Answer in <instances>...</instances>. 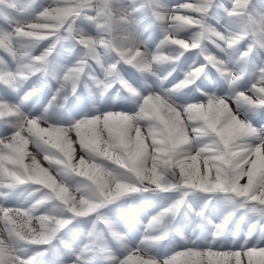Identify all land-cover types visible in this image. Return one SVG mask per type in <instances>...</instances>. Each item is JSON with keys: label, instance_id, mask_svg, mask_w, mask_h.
Instances as JSON below:
<instances>
[{"label": "rangeland", "instance_id": "obj_1", "mask_svg": "<svg viewBox=\"0 0 264 264\" xmlns=\"http://www.w3.org/2000/svg\"><path fill=\"white\" fill-rule=\"evenodd\" d=\"M13 2L16 4L18 10L23 11V15L18 11L8 8L6 5H0V14L7 13L16 21L31 23L35 22L36 17L45 8L52 5L53 0H37L35 4H32V0H13ZM159 3L166 5V10L171 12L172 9L177 8L179 5L194 3V0H159ZM232 3L233 0H216V6L213 8L212 13H210L209 23L217 31L225 35H228L230 32L240 31L239 28L231 23L225 11L226 9L231 10ZM114 6L122 7L123 10L132 13L133 19L136 22L135 30L141 40V51L146 49L149 54H157L159 46L165 38L169 23L156 20L154 15L156 5L152 0H136L135 4L132 3V0H121L119 5L115 4L114 0ZM248 13L253 19L258 21L264 18V0H250ZM179 14L190 15L196 19L199 18L198 13L181 11ZM60 15L67 17L69 20L74 18L68 12H61ZM12 27V24L0 18V31L11 32ZM76 28L82 30L86 38L99 39L102 36L107 38L106 34L99 31L95 24L85 19L83 15L77 19ZM196 31L197 29H189L181 33L178 38L190 42ZM33 33L34 37H48L47 40L39 42L38 47L32 51L33 55H41L56 43V36L51 27L37 29ZM60 35L67 36L68 33L66 30H61ZM204 46L219 59L228 60L230 56L228 70L233 72L243 70L245 74L237 86L232 88L229 86L227 80L221 77L211 66H208L205 68L206 76L202 75L196 85H192L188 89L181 90L174 95L173 99L181 107L193 103H207L208 96L214 95L218 98H225L234 97L241 92L248 93L249 89L259 79L260 70L264 69V48H260L258 44H255V38L250 34L247 35L246 39L235 50H227L228 55L213 43L205 42ZM221 47L227 48L223 44H221ZM250 47L252 51L247 63H245L240 60V56L243 52L248 51ZM170 48H178V46L167 45L164 47V50L168 51ZM71 49H74V51H70ZM85 51L75 40H64L60 44H56V49L50 57L52 64L48 69V73L46 75L41 73L31 76L18 90H13L4 83H0V103H6L13 110L18 108L19 114L28 119L47 120L49 124L57 127H67L81 119H90L109 113L121 112L128 115H136L142 106V100L138 103L126 102L123 97L129 96V94L122 88L120 83H117L111 89L102 104L99 103V89L96 88L94 81H104L106 70L113 65H115V71L122 79L136 88L142 97L147 98L150 94L159 93V82L156 78L149 73H140L135 67L121 60L116 49H99L100 63L85 56ZM0 59L4 61V65H0V71L7 68L12 74L18 73L20 68L19 62L3 48H0ZM82 61L85 62L84 73L77 82V90L74 95L71 93L70 88L66 89L67 102L65 104V96L57 97V92L61 83L64 82V76L68 74L70 69L77 67ZM205 64L206 61L200 54L199 49L185 52L184 56L177 62L175 66L176 70L171 75H168V71L171 69L158 73L161 79L167 77L163 88L166 90L173 88L177 83L184 80L185 73L200 68ZM85 85L91 87L97 95V107H94L93 103L89 100ZM148 85H151V87H148ZM194 90L199 92L193 94ZM29 92H33L34 94L24 102H21L20 99H24ZM117 92L120 93L121 98L113 103V98L116 97ZM227 102L233 113L242 122L247 121L251 123L258 131L264 129V109H253L250 105H244L238 109L234 99H229ZM24 104L27 105V109L24 107ZM148 107L152 113H156V110L159 109L161 115L165 116L166 119L169 118L167 103L153 97L149 101ZM232 111L225 104H219L208 112L209 118L217 122V127L223 131L226 137L236 135L239 131V125L234 120L229 119ZM186 120L187 116L184 114L176 116L172 122L173 127L175 128L177 125L182 127V122ZM17 123H23V121H20L18 117L0 119V140L11 137L16 131L15 125ZM134 124L135 120L113 116L112 119L106 122L101 121L95 126L81 129L79 136L89 141L99 138L100 147L103 150L108 147L104 141L107 140L109 130H111L114 135L119 134L124 138L128 145L127 152L131 153L139 164L147 156L154 153L151 137L146 134V129L142 130L141 142L135 139ZM41 126L48 127L47 124ZM49 131L51 130L49 129ZM34 134H37V129L28 131L26 126L22 137L30 141L31 136ZM55 136L60 139L61 143H64L68 136H71L75 140L77 133L65 130L59 134H55ZM243 136L244 134H241L239 138ZM173 139L177 144L181 145L179 143L181 137L178 134ZM212 141V137H202L198 142L194 141V143H198V147L193 151V154L198 151L199 147L210 144ZM235 142H240V140L237 139ZM18 146H21V141L18 142ZM252 146H260V141L253 140ZM74 147L76 152L74 153L75 159L73 163L75 164L80 156L79 143L75 144ZM176 150L178 151L179 147ZM26 151L35 154L36 149L29 143ZM246 157L247 155L237 154L229 157L232 161L231 165H220L218 163V166L232 168L235 165L237 172L243 176L241 183L244 184L247 182L248 177L244 176L243 169L247 168L248 165L244 164L242 158ZM37 159L41 161L43 167H49L47 162L42 160V156H38ZM253 161L254 167L252 168V172L254 173V177L264 175V147H261L259 154L255 153L249 158L250 164ZM25 163L29 164L26 174L36 175L31 167V157H26ZM103 163L109 169H116L119 172L125 171L118 169V166L112 165L110 162L104 161ZM173 163H176V161H173ZM186 164H192L194 168L199 164V178H203L206 174L202 158L198 161L189 159L186 161ZM149 167H151L150 162ZM209 168L210 171L207 175L209 179H212L216 175V169L211 168V162L209 163ZM175 171L177 174L176 178L178 179L179 169L177 168ZM52 174L55 176L54 172ZM145 175H149V173H145ZM172 182L175 183L176 181L173 180ZM65 183L69 187V190L64 193V199L67 202L64 205L65 210L58 211L56 205L59 202L56 201L37 205L36 211L32 212L35 217L50 216L43 226L35 218L27 224L25 223L27 218H16V224L20 225L17 228L19 233L40 243H44L46 240L49 244L55 240L59 233L62 234L64 231L62 230L63 227L70 225L71 222L75 224V221L78 219L87 221L81 222L79 234L74 230L67 237L60 236L62 243L70 245V247L61 249L63 252L56 256L57 261L55 264H77V258L81 256L83 250L93 243L94 232L99 235L95 251L85 254V257L90 260L91 264H123V261L136 251H139L142 255L146 251L147 255H144L143 258L151 259L153 264H163L164 261L171 260L177 253L182 251H202L208 250L210 247L212 250L240 251L243 247H264V239L261 238L264 235V219L257 213L248 212L243 224L240 225L239 230L237 229L238 221L240 216L244 215V210L236 214L224 235L213 243L216 231L215 225L222 221L228 211V206L223 204V197L227 196V193H203L187 189H173L164 194L151 190L132 193L131 191L118 190L116 184L112 183L104 189V194L109 204L100 209H93L92 206L94 204L91 201L81 200V197L77 195V188H81L85 183L82 178L72 176L66 178ZM48 191L51 190L44 189L42 185L31 183L18 185L12 189H2L0 190V207L28 210L34 204H37ZM56 191L57 193L59 192V186H57ZM187 191H190L192 194L185 197L184 193ZM113 197L116 199L113 200ZM181 200H184L185 203L181 205V211L175 219L184 230L185 239H181L177 235L160 245H146L144 241L159 235L161 232L160 225H155L152 229H148L147 225L154 217ZM202 210H205L206 219L204 220L198 219L195 215ZM60 219H67L68 221L64 224L54 222ZM209 220L211 223L208 222ZM254 225L255 227H253ZM3 228L4 226L0 224V235L6 236L7 234L3 231ZM107 231H110L114 235V241L109 239ZM249 233H251L250 238ZM119 235H123L125 240L119 241L117 239ZM17 242L18 240L13 246L17 250V254L22 258L32 259L35 257L34 264H53L44 256L49 244L39 245L37 249L39 250L38 253H43L41 256L31 251L30 248L24 247L23 244L21 247L17 246ZM100 248L106 249V252H101ZM262 259L264 257L253 255L249 264H260ZM177 264H243V262L226 260L220 257L211 258L205 262L200 257L189 255L180 257Z\"/></svg>", "mask_w": 264, "mask_h": 264}, {"label": "clouds", "instance_id": "obj_2", "mask_svg": "<svg viewBox=\"0 0 264 264\" xmlns=\"http://www.w3.org/2000/svg\"><path fill=\"white\" fill-rule=\"evenodd\" d=\"M152 2L156 5L154 10L156 20L169 23V27L166 29V32L172 37L169 46H178V48H170L168 51H165L164 48H159L158 53L155 55L149 54L146 49L141 51V40L135 30L136 22L131 12L123 10L122 7L114 6V0H77V5L70 11L61 10L54 16L45 17L42 13L37 16V19L44 21V23L33 25L32 27H51L56 36V43L48 50H45L41 55H33L32 51L38 47L39 42L47 40L48 37H34V33L29 32L24 34V38L12 42V55L19 62L20 68L17 74H8L10 78L6 81V86L11 87L13 90H18L31 76L41 73L46 75L52 64L50 57L52 56V52L56 49V44H60L64 40H75L78 45L86 50L85 56L90 57L97 63H100L99 49L101 48L121 49L130 53H135L132 66L142 74H151L159 82V93H153L147 97H155L157 100L167 103L170 122H173L174 118L180 115L179 109L181 106L173 99L174 95L181 90L196 85L202 75L206 76L205 70L187 72L185 73L184 80L181 81L183 84L182 88L178 90H176L175 87L167 90L163 88V84L167 77L161 79L158 73L171 69L168 71V75H171V73L176 70L175 66L180 58L184 56L185 52L199 49L204 60L215 61V63L210 64V66L229 82L230 87L235 88L238 82L243 79L245 74L244 71L233 72L228 70V63L231 57L229 56L228 60L219 59L217 56L211 54L204 46L205 42L212 43L213 38L220 35V32L209 23L210 13H212L213 8L216 6V0H198V3L195 5H179L181 9L188 10V12L198 13V19L190 15H179L169 12L166 10L167 6L159 3V0H152ZM35 3H37V0H32V4ZM120 3L121 0H115V4L119 5ZM132 3L135 4L136 0H132ZM45 11H47L46 8ZM61 12H68L74 16V18L69 20L67 17L61 16ZM82 15L88 21L94 23L99 31L106 34L107 38L103 36L99 39L86 38L82 30L76 28L77 19ZM228 17L231 23L239 28L240 31L230 32L226 41L227 48H220L226 55H228L227 50H235L237 46L246 39L248 35L246 29H259L260 34L264 35V18H261L259 21L253 19L247 11L236 14L228 13ZM189 29H197L190 42L178 38L181 33ZM61 30H66L68 35L61 36ZM77 37H79V39H77ZM70 51H74V49ZM249 56L250 51L243 52L240 56V60L247 63ZM84 68L85 62L82 61L77 67L70 69L64 78L71 75L73 82L77 84L84 73ZM0 75H4V72L0 71ZM117 83H120L122 88L129 94V96L123 97L126 102L138 103L141 100V93L132 85L125 82L115 71V65H113L106 70L104 81H94L96 88L99 89V103L102 104L105 101L108 93ZM85 87L88 92L89 100L93 103L94 107H97V95L93 92L91 87L88 85H85ZM148 87H151V85H148ZM75 93L76 92L72 94L74 95ZM33 94V92H29L24 99H28V97ZM120 98V93L117 92L116 97L113 98V103ZM66 102L67 97H65V104ZM222 104H226V102L222 101ZM189 106L193 108L199 107L196 103L190 104ZM228 108L231 111L230 105ZM156 111L159 113L160 110L157 109ZM150 112L151 109L147 110L145 115L140 118H138L139 113L136 115H128L116 112L106 115L112 117L120 116L124 119L135 120V139L138 142H141L142 130H147L148 136L151 137L154 154L147 156L146 159L139 164L134 156L127 152V148H121L119 146L116 135H114L111 130H109L107 140L104 141L108 147L101 150L99 138L89 141L77 136L76 139L73 140L71 136H68L66 142L61 143L60 139L48 130L52 124H49L47 120H38L37 134L32 135L30 141L24 138L20 139L21 146L19 147V152L21 158L19 163L15 165L17 175L23 176L28 172L29 164L25 163V158L31 157V167L36 173V175H31V182L40 184L44 188L51 190L44 194L37 205L58 201L59 204L56 205L58 211L65 210L66 208L64 205L67 202L64 199V195H57V186H59L58 193L67 192L69 187L66 185L65 180L72 176L80 177L85 182L81 188H77V195L81 197V200L91 201L97 209L109 204L104 194V189L112 183L118 184V190L125 192L136 188L138 182L140 187L137 188V192H146L149 190L153 192L157 190L160 192H168L173 189H187L197 190L203 193H227L228 195L223 197V204L228 206V211L222 221L215 225L216 231L214 233L215 239L213 243L224 235L230 222L241 210H244V215L240 216L237 224L238 230L240 225L243 224L248 212L257 213L264 219V189L258 188L257 191H260L261 195L253 200V198L249 196V192L252 189L251 177H249L246 182L248 183V187H242L243 184L241 183V179L237 180L238 172L235 165L232 168L218 167L215 177L208 180L199 178L198 173L193 176L191 171L179 170V179H177L175 171L177 169V162L191 159L193 151L198 147V143H194V141L198 142L199 140H190L188 143H181L182 146H177L173 137L178 134L179 137L182 138V127L179 125L175 126V134L172 128L166 131L162 130L158 127L159 122L150 115ZM21 116L23 115L21 114ZM229 119L234 120L239 126L242 124L241 119H239L237 115H231ZM98 122L101 121H97V123ZM44 124H47L48 127L45 128L41 126ZM65 128L68 132L72 131L71 125ZM45 137H47V139H45ZM238 139L240 142H236L233 145V152L235 155H247L252 151L253 140L260 141V146L256 147L257 154H259L261 145L264 144V136H261L255 130H253L251 134H246ZM29 143L36 149L35 154L26 151ZM77 143L80 145V156L74 164V153L76 152L74 145ZM178 147L179 150L177 151L176 149ZM225 147H227V145H225ZM219 151L220 149L213 139L212 143L199 147L196 153H207L209 158L212 159L219 154ZM38 156H42V160L49 165L48 168L42 166L41 161L37 159ZM104 161L110 162L112 165L118 166V169L125 171L119 172L116 169H109L103 163ZM173 161H176V163H173ZM149 162L151 163V167H149ZM53 172L55 176L52 174ZM123 173H126V175ZM145 173H149V175H145ZM252 175L254 176V173ZM185 176L189 177L188 183H185ZM173 180L176 182L173 183ZM28 183L29 182L26 181L23 185ZM190 194H192L190 191L184 193L185 197ZM115 199L116 198L113 197V200ZM184 203L185 201L181 200L180 207L169 217H165L157 224L161 226L160 234L144 241L146 245H160L167 240L173 239L177 235L180 236L181 239H185L184 230L175 219L181 211V205ZM37 205L33 207V212L36 211ZM205 210L197 212L195 214L196 217L200 220L206 219ZM44 218L47 219L48 216L45 215ZM208 222L211 223L210 220ZM200 226L202 227V225ZM250 237L251 233H249V238ZM261 238L264 239V235H262ZM117 239L122 242L125 240V237L119 235ZM97 240H99L98 234L93 237V243L88 246L89 252L95 251ZM18 241H24L27 244L38 242L35 239H29L21 233ZM44 242L47 241L45 240ZM99 250L101 252H106L104 248H100ZM40 255L42 256L43 254ZM144 255H147L146 251L143 255L140 253L137 258L130 259L129 264H153L151 259L143 258ZM253 255L264 257V252H257ZM260 264H264V259L260 261Z\"/></svg>", "mask_w": 264, "mask_h": 264}, {"label": "snow or ice", "instance_id": "obj_3", "mask_svg": "<svg viewBox=\"0 0 264 264\" xmlns=\"http://www.w3.org/2000/svg\"><path fill=\"white\" fill-rule=\"evenodd\" d=\"M198 3V0H194V3H185L186 5H195ZM0 5H6L8 8H11L14 11H18L21 15H23L22 10H18L16 4L13 0H0ZM77 5V0H53L51 6H49L47 11L45 9L42 11V14L47 16H54L61 10H71ZM250 9V0H233L231 10L226 9L225 11L228 13H242ZM181 11L188 12V10L181 9L179 6L171 10L174 14H179ZM180 15V14H179ZM0 18L6 20V22L13 25L11 32L7 31H0V48H3L5 51L9 52L12 55L11 44L13 41L24 38L25 33L34 32L37 29H41L42 27H32L33 25H40L44 23V21L38 20L37 17L35 22L31 23H22L20 21H16L14 18L10 17L7 13L0 14ZM248 34L252 35L255 38V44H258L260 48H264V35L260 34L259 29L252 30L246 29ZM228 35L220 33L219 36L213 38L212 43L218 47H221V44L226 45L227 47V38ZM172 37L166 32L165 38L162 41L159 48H164L165 46L169 45ZM159 50V49H158ZM118 55L121 60L126 62L128 65H133L134 63V55L135 53H130L121 49H117ZM251 53L252 48L250 47L248 51ZM13 56V55H12ZM14 57V56H13ZM215 63V61H206V64L197 68L193 71L197 70H205L210 64ZM0 65H4V61L0 59ZM4 75H0V83H4L6 85V81L10 78L8 74H12L5 68L3 70ZM14 75V74H12ZM64 82L61 83L60 88L57 92V97L64 95L66 97V89L70 88L71 93L76 92L77 84L73 82L71 75L63 78ZM175 89L178 90L183 87L182 82L177 83ZM55 99V98H54ZM151 97L144 98L142 97V106L139 108V115L138 118L143 117L147 110L150 108L148 107L149 101ZM229 99H234V102L237 105V108H241L244 105H250L253 109H264V69L260 70L259 79L253 86L249 89L248 93H238L234 97H225V98H218L216 96H208L207 103H196L199 105L198 108H193L188 106H183L179 109L180 114H184L187 116V120L182 122V129L183 135L179 143H188L190 140H200L202 137L211 136L216 145L219 147L220 151L217 156L210 159L207 153H200V154H192V161H198L200 158L203 160V167L205 171V175L203 179L208 180L209 177L207 173L210 171L209 163L211 162V168L217 169L218 163L220 165H231L232 161L229 157L235 156L233 152V145L236 143L235 141L239 138L241 134H251L253 130L258 132L261 136H264V129L257 130L255 127L252 126L251 123L245 121L242 122L241 126H239V131L236 135L226 137L221 129L217 127V122L213 119H210L208 116V112L213 109L214 106H218L222 104V101L226 102V106H229L227 102ZM51 106V105H50ZM232 111V110H231ZM152 115L159 123L158 127L162 130H167L169 128L173 129V133L175 134V128L173 127V123L170 122V118H165V116L161 115L160 113H152ZM232 115L235 114L232 111ZM23 123H17L15 125L16 131L11 137H8L4 140H0V190L2 189H12L18 185H23L26 181L34 184L40 185L37 183L31 182V175L25 174L23 176L17 175L16 167L20 161L21 154L19 152L18 142L22 137V133L25 131L27 126V130L31 131L33 129L38 128V120L37 119H28L24 116L19 114V109L13 110L12 107L7 105L6 103H0V119L5 118H16ZM112 119V116H96L90 119H81L78 122H73L71 124V130L77 133L79 136V132L81 129L86 127L95 126L97 121H108ZM195 121V122H194ZM49 130V129H48ZM51 132L55 134H59L66 130L65 127H57L51 126ZM148 135V133H146ZM175 136V135H174ZM82 138V137H80ZM117 142L121 148H127V142L124 140L122 136L119 134L116 135ZM174 138V137H173ZM25 139V138H24ZM227 145V147H225ZM179 146V144H177ZM264 147V144L261 145ZM260 147V149H261ZM256 147H253L252 151L247 154L246 158H242L244 164L248 165L247 168L243 169L244 176H247L248 179L251 177V184L252 189L249 192V196L255 200L256 197L261 195L260 191H257L258 188L264 189V175H260L258 177H254L252 174V168L254 167V161L250 164L249 158L256 153ZM177 168L183 171H191L193 176H195L200 171L199 164H197L194 168L192 164H186V161H179L177 162ZM126 175V173H123ZM243 176L238 173L237 180L242 179ZM179 179V174H178ZM189 182V177L185 176V183ZM140 185L138 184L136 188L132 189V193H137V188ZM242 187H248V183L242 185ZM44 188V187H43ZM116 188H119V185H116ZM46 189V188H44ZM57 195H64V193H57ZM181 201L176 202L171 207L166 209L165 211L161 212L158 216L154 217L151 222L147 225L148 229H152L153 226L159 224L161 220L165 217H169L171 214L175 212L176 209L180 207ZM37 204H34L31 209L23 210L21 208H5L0 207V224L4 226L3 231L7 234L6 236L0 235V264H34L35 258L32 259H24L20 255L17 254V250L14 248L15 241L19 240L20 233L17 231V228L20 225L16 224L17 217H25L26 224L30 223L34 218L43 226L50 218L48 216L47 219L44 216L35 217L32 214V209ZM93 209L97 208L95 205L92 206ZM84 217V216H81ZM68 220L67 219H60L54 221L57 224H64ZM111 227V225H109ZM255 227V225L253 226ZM95 236V232L93 233ZM50 239V238H49ZM48 242L40 243V242H32L29 245H48ZM65 247H70V245H65ZM22 251V250H21ZM257 252H264V247H252L247 248L243 247L240 251H220V250H212L210 247L208 250L202 251H182L177 253L171 260L164 261V264H177V261L180 257L183 256H193V257H200L203 261L207 262L211 258L220 257L226 260L231 261H242L243 264H249V261L254 253ZM89 253L88 247L83 250L81 256L77 258V264H90V260L85 257V254ZM43 253H38L40 255ZM140 255L139 251L133 252L128 258L123 261V264H129L130 259L137 258Z\"/></svg>", "mask_w": 264, "mask_h": 264}, {"label": "bare ground", "instance_id": "obj_4", "mask_svg": "<svg viewBox=\"0 0 264 264\" xmlns=\"http://www.w3.org/2000/svg\"><path fill=\"white\" fill-rule=\"evenodd\" d=\"M20 101H21V102H22V101L24 102L25 99H22V98H21ZM24 107H25L26 109L28 108L26 104H24Z\"/></svg>", "mask_w": 264, "mask_h": 264}]
</instances>
